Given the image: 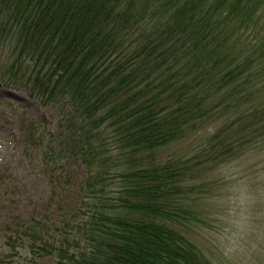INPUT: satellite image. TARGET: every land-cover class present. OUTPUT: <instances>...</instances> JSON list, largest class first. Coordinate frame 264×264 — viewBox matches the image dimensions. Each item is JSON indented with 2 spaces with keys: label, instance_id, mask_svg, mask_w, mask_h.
I'll list each match as a JSON object with an SVG mask.
<instances>
[{
  "label": "trees",
  "instance_id": "obj_1",
  "mask_svg": "<svg viewBox=\"0 0 264 264\" xmlns=\"http://www.w3.org/2000/svg\"><path fill=\"white\" fill-rule=\"evenodd\" d=\"M263 17L264 0H0V89L59 112L42 162L81 202L57 181L58 213L6 224L0 264H215L188 235L215 172L254 162L264 187Z\"/></svg>",
  "mask_w": 264,
  "mask_h": 264
},
{
  "label": "rangeland",
  "instance_id": "obj_2",
  "mask_svg": "<svg viewBox=\"0 0 264 264\" xmlns=\"http://www.w3.org/2000/svg\"><path fill=\"white\" fill-rule=\"evenodd\" d=\"M59 119L55 108L42 105L25 92L8 87L0 89L1 236L5 225H14L17 216L24 220L55 216L60 209L52 199L57 181L61 188L70 187L64 196L71 213L81 204L79 186L69 185L60 174L59 178L53 177L50 168L42 162V151L50 134L56 131ZM197 138L158 153L163 160L181 153L193 154L189 151L195 147ZM237 163L215 172L213 180L217 183L211 189L208 187L214 199L203 201L201 208L209 224L191 227L188 235L215 264H264V187L260 177L256 179L261 173L251 167L254 162ZM70 169L78 183L85 180L86 170L79 161ZM54 262L48 258L42 264Z\"/></svg>",
  "mask_w": 264,
  "mask_h": 264
}]
</instances>
